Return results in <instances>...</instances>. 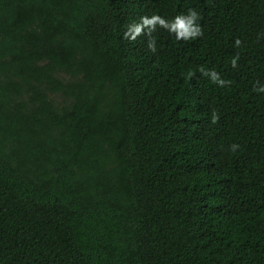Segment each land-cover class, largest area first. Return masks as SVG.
Returning a JSON list of instances; mask_svg holds the SVG:
<instances>
[{
    "label": "trees",
    "instance_id": "1",
    "mask_svg": "<svg viewBox=\"0 0 264 264\" xmlns=\"http://www.w3.org/2000/svg\"><path fill=\"white\" fill-rule=\"evenodd\" d=\"M0 264H264V0H0Z\"/></svg>",
    "mask_w": 264,
    "mask_h": 264
}]
</instances>
